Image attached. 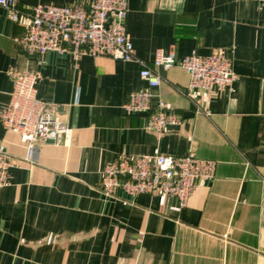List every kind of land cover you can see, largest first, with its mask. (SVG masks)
I'll list each match as a JSON object with an SVG mask.
<instances>
[{
	"label": "crops",
	"instance_id": "1",
	"mask_svg": "<svg viewBox=\"0 0 264 264\" xmlns=\"http://www.w3.org/2000/svg\"><path fill=\"white\" fill-rule=\"evenodd\" d=\"M81 0H17L68 7ZM135 56L149 65L157 50L177 60L221 52L233 58L232 91L188 93L180 67L158 70L163 100L182 122L147 130L146 115L123 106L145 89L138 62L49 52L28 56L15 43L28 21L0 8V116L10 101L7 72L38 74L40 100L57 104L72 130L67 144L41 146L37 163L5 130L0 146L14 160L0 189V264H264V4L244 0H128ZM201 110V112H198ZM218 162L187 207L159 192L115 198L101 193L103 172L121 155Z\"/></svg>",
	"mask_w": 264,
	"mask_h": 264
},
{
	"label": "built area",
	"instance_id": "2",
	"mask_svg": "<svg viewBox=\"0 0 264 264\" xmlns=\"http://www.w3.org/2000/svg\"><path fill=\"white\" fill-rule=\"evenodd\" d=\"M244 1L264 4V0ZM0 8L8 10L15 23L21 19L28 21L24 33L15 38L16 45L28 56L53 52L75 58L87 55L138 62L147 87L132 93L123 109L129 115H146L145 128L150 131L163 132L182 122L163 100L153 106L158 96L155 91L163 80L158 70L184 69L190 76L188 95L195 91L209 96L232 91L236 82L233 58L221 52L209 56L193 53L177 60L174 53L160 49L151 65L139 60L127 29L128 0H81L68 7L47 3L20 7L17 0H0ZM7 75L13 90L0 116L1 122L7 132L20 137L27 151L25 160L35 164L42 145H65L72 130L57 104L39 99L38 74L11 68ZM14 166L12 155L0 146V189L10 185ZM217 167L218 162L199 158L193 151L182 157L162 154L159 149L150 156L121 155L104 170L101 193L115 198L120 189L131 196L159 192L176 198L180 208H185L201 182L216 179Z\"/></svg>",
	"mask_w": 264,
	"mask_h": 264
}]
</instances>
